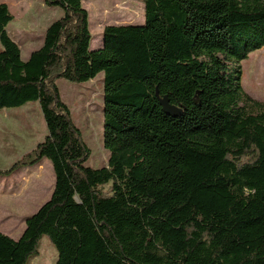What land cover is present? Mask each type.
I'll return each instance as SVG.
<instances>
[{"label": "trees", "instance_id": "16d2710c", "mask_svg": "<svg viewBox=\"0 0 264 264\" xmlns=\"http://www.w3.org/2000/svg\"><path fill=\"white\" fill-rule=\"evenodd\" d=\"M140 1L143 22L91 48L82 0H44L63 16L26 60L0 2V108L36 101L47 129L0 175L42 158L54 174L21 235L0 232V264H27L44 235L55 264H264V101L239 65L264 46V0ZM99 72L109 156L92 168L56 80Z\"/></svg>", "mask_w": 264, "mask_h": 264}, {"label": "rangeland", "instance_id": "374dc122", "mask_svg": "<svg viewBox=\"0 0 264 264\" xmlns=\"http://www.w3.org/2000/svg\"><path fill=\"white\" fill-rule=\"evenodd\" d=\"M0 2H5L13 15L6 29L19 45L23 59L30 47L36 48L42 43L46 27L63 16L61 7L47 5L44 0ZM82 6L88 14L92 44L100 42L106 25H135L144 19L140 0H82ZM239 65L244 91L264 101V46L250 52ZM56 85L81 133V139L89 148L86 165L92 168L106 165L109 151L103 145V72L80 83L60 78ZM46 134L38 102L0 108V170L11 167L22 155L33 150ZM40 161L19 167L10 175H0V232L15 237L13 239L21 235L26 215L36 211L52 191V166L46 158ZM56 260V249L44 235L37 252L28 258L27 264H55Z\"/></svg>", "mask_w": 264, "mask_h": 264}, {"label": "water", "instance_id": "95a60500", "mask_svg": "<svg viewBox=\"0 0 264 264\" xmlns=\"http://www.w3.org/2000/svg\"><path fill=\"white\" fill-rule=\"evenodd\" d=\"M161 106H162V110L166 113V114H170V115H176L179 111L177 110V108L174 105H171L167 99L166 96H164L163 98H161L159 100Z\"/></svg>", "mask_w": 264, "mask_h": 264}, {"label": "crops", "instance_id": "0c3cea01", "mask_svg": "<svg viewBox=\"0 0 264 264\" xmlns=\"http://www.w3.org/2000/svg\"><path fill=\"white\" fill-rule=\"evenodd\" d=\"M40 45H41V43H40ZM40 45H39V46H40ZM101 45H102V40H100V42H99L98 44H92V38H91V41H90V47H91V48H97V47H100ZM39 46H38V47H39ZM38 47H36V48H34V47L31 48V47H30V48L27 50V52L25 53V57H24V59H23V57H22V52H21V58H22L23 60H26V59L28 58V56L30 55V53H31L33 50L37 49ZM20 50H21V49H20ZM41 160H42V159H41ZM39 162H41V161H39ZM50 164H51V163H50ZM53 175H54V174H53ZM53 184H54V181H53ZM52 190H53V187H52ZM51 193H52V191H51ZM51 193H50V195H51ZM50 195H49V197H50ZM49 197H48V198H49ZM48 198H47V199H48ZM47 199H46V200H47ZM43 203H44V202H43ZM43 203H42V204H43ZM39 206H40V205H39ZM37 209H38V208H37ZM34 212H35V211H34ZM27 216H28V215H26V217H27ZM4 234H7V233L4 232ZM7 235H8V234H7ZM12 237H13V236H12ZM13 238H15V237H13ZM16 239H17V238H16Z\"/></svg>", "mask_w": 264, "mask_h": 264}]
</instances>
